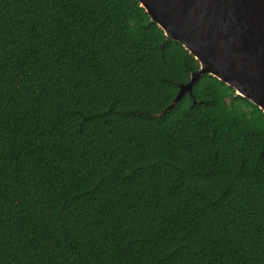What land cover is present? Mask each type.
Returning <instances> with one entry per match:
<instances>
[{"label": "trees", "instance_id": "16d2710c", "mask_svg": "<svg viewBox=\"0 0 264 264\" xmlns=\"http://www.w3.org/2000/svg\"><path fill=\"white\" fill-rule=\"evenodd\" d=\"M137 0H0V264H264V113Z\"/></svg>", "mask_w": 264, "mask_h": 264}, {"label": "water", "instance_id": "95a60500", "mask_svg": "<svg viewBox=\"0 0 264 264\" xmlns=\"http://www.w3.org/2000/svg\"><path fill=\"white\" fill-rule=\"evenodd\" d=\"M167 38L198 62L164 113L210 75L264 113V0H137Z\"/></svg>", "mask_w": 264, "mask_h": 264}]
</instances>
